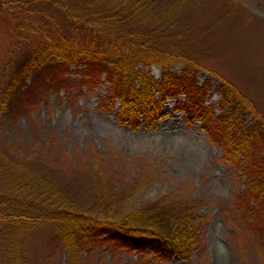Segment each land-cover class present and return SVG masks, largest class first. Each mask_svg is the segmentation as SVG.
Here are the masks:
<instances>
[{
	"label": "trees",
	"instance_id": "obj_1",
	"mask_svg": "<svg viewBox=\"0 0 264 264\" xmlns=\"http://www.w3.org/2000/svg\"><path fill=\"white\" fill-rule=\"evenodd\" d=\"M200 1L204 0H12L18 40L26 35L34 40L21 55L9 59L10 65L5 64L7 70L0 76V116L26 113L44 89L68 84L65 71L74 63L82 66L81 81L88 87L103 73L108 108L114 107L118 122L132 128L155 126L167 113L162 100L179 90L189 94L200 66L171 39L165 42V29L176 12ZM41 5L65 19L60 28L43 20ZM165 43L176 48L174 54L184 62L179 74L167 67L166 59L173 52ZM156 62L161 64L157 79L148 71ZM217 90L218 114L194 102L189 117L200 121L206 137L238 167L243 187L233 194L229 207L246 226L250 240L263 245L264 117L229 79L219 77ZM246 113L252 115L250 123L243 120ZM29 153L0 160V219L15 229L27 228L38 219L51 220L69 264H83L78 259L81 248L102 243L148 254L156 262L174 255L187 258L195 247L198 222L207 218L196 212L201 200H156L119 215L109 180L96 171V163L85 161L89 169L82 172L84 161L64 163L43 145ZM30 158L37 164L31 165ZM80 194L89 203H80Z\"/></svg>",
	"mask_w": 264,
	"mask_h": 264
},
{
	"label": "rangeland",
	"instance_id": "obj_2",
	"mask_svg": "<svg viewBox=\"0 0 264 264\" xmlns=\"http://www.w3.org/2000/svg\"><path fill=\"white\" fill-rule=\"evenodd\" d=\"M11 1L0 0V76L9 59L21 55L34 40L32 35L18 40ZM189 5L167 25L165 42L171 39L200 66L189 94L179 90L162 100L167 113L155 126L132 128L118 122L114 107L108 108L103 73L88 87L81 81L82 66L74 63L65 71L68 84L44 89L26 113L0 116V160L29 153L36 145L59 154L64 163L84 161L82 172L89 169L85 161L91 160L108 178L119 215L156 200H201L196 212L207 218L198 222V241L187 258L174 255L156 262L148 254L102 243L81 248L78 259L83 264H264V244L250 240L246 226L229 207L233 194L243 187L242 174L206 137L200 121L189 117L194 102L218 114L219 77L237 86L264 117V0H204ZM40 8L43 20L57 28L63 25L65 19L47 5ZM168 47L173 53L166 59L167 67L179 74L184 62L174 54L176 48ZM148 71L159 78L161 64L151 63ZM113 103L118 105L117 100ZM243 120L250 123L251 113ZM35 160L30 158V164H37ZM79 202L89 203L81 194ZM3 222L0 219V264H69L51 220L38 219L20 229Z\"/></svg>",
	"mask_w": 264,
	"mask_h": 264
}]
</instances>
